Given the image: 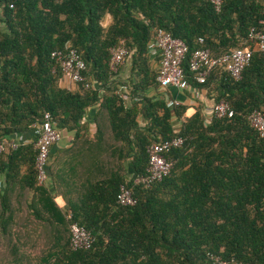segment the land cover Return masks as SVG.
<instances>
[{
  "label": "trees",
  "instance_id": "obj_1",
  "mask_svg": "<svg viewBox=\"0 0 264 264\" xmlns=\"http://www.w3.org/2000/svg\"><path fill=\"white\" fill-rule=\"evenodd\" d=\"M107 15L113 20L108 29L102 25ZM160 29L188 46L183 68L190 89L208 90L215 104L229 103L233 117L209 121L199 110L177 131L173 122L182 119L184 106L144 98L124 110L119 96L103 95L119 145L117 169L110 167L115 160L104 159L84 200L63 214L54 205V217L24 215L7 223L1 216L0 264H213L212 256L264 264V137L249 120L254 111L264 112V54L254 53L240 80L218 67L200 84L189 69L197 50L222 56L249 46V32L264 30V0H223L219 11L209 0H0V142L31 131L45 113L57 130L70 121L78 125L102 90H114L111 49L125 40L126 60L147 64ZM57 50L78 52L90 88L60 86L63 73L51 58ZM158 74L147 84L158 83ZM139 114L148 120L144 128ZM176 137L186 142L167 154L171 173L150 187L135 184L147 171L148 148ZM26 149L3 155L0 172H7L6 156ZM31 152L30 181L39 186L37 152ZM121 185L132 189L136 206L117 203ZM74 222L93 236L91 249L71 248ZM40 240L46 247L38 261L31 251Z\"/></svg>",
  "mask_w": 264,
  "mask_h": 264
},
{
  "label": "crops",
  "instance_id": "obj_2",
  "mask_svg": "<svg viewBox=\"0 0 264 264\" xmlns=\"http://www.w3.org/2000/svg\"><path fill=\"white\" fill-rule=\"evenodd\" d=\"M111 15H107L102 25L108 29L112 25ZM256 50V48H255ZM135 64L130 58L120 67L117 78L112 85V91L102 90L99 101L87 107L86 112L78 125L71 121L67 128L58 129L60 140L51 151L48 165V179L43 186L31 185V163L34 156L36 134L31 131L16 134L11 140L18 144V148H27L20 155L16 153L6 156L9 163L7 172H0V217H7V223L19 219L21 216L47 217L56 216L54 205L63 214L70 204L83 201L86 195L89 180L94 182L99 175V166L104 159L115 160L110 167H118L117 156L119 145L109 121V115L103 105V95L119 96L123 102L124 110L132 109L144 99L154 102H165L169 107H186L182 119H174L177 131L181 129L182 122L192 117L197 111L207 115L208 120L213 117L210 109L215 105L213 95L208 90L194 91L179 90L174 87L163 88L159 83L147 84L148 78L159 70L160 57L154 50L151 41L147 64ZM144 85V86H143ZM60 86L71 92L81 91V85L69 79L62 78ZM163 115V110H159ZM137 122L141 128L148 124L143 114H139ZM106 145V146H105ZM10 152V151H9ZM2 202L6 204L5 213ZM4 213V214H3ZM11 219V221H10ZM10 221V222H9ZM33 227L40 224L35 223Z\"/></svg>",
  "mask_w": 264,
  "mask_h": 264
},
{
  "label": "built area",
  "instance_id": "obj_3",
  "mask_svg": "<svg viewBox=\"0 0 264 264\" xmlns=\"http://www.w3.org/2000/svg\"><path fill=\"white\" fill-rule=\"evenodd\" d=\"M216 8L220 10L223 0H209ZM249 46L244 49H237L222 56H215L208 49H200L192 54L189 69L195 74L198 83L203 84L210 77L214 69L222 67L231 74L235 79L240 80L244 69L250 64L254 53L264 54V30L252 29L248 35ZM202 41V40H201ZM157 55L160 57L159 74L157 81L163 88L174 87L179 90L190 89V84L186 78L183 68L184 61L189 51L188 46L181 39L174 38L170 33L164 30H157L154 33L152 41ZM256 48V50H255ZM129 48L125 40H121L114 48L111 49V59L109 68L112 74H117L120 67L125 63L129 56ZM54 61L55 70L60 69L63 77L76 84H84L85 88H90L83 72L86 70V64L76 50H57L51 54ZM212 116L217 118L233 117L234 112L229 103L221 102L211 107ZM249 120L251 126L264 137V112L261 110L254 111ZM36 134L35 149L36 156V173L39 186H43L48 179V165L50 163L52 147L59 142L60 133L53 124V117L50 113H45L40 123L33 125ZM186 142L184 137H176L164 142L152 144L148 148V168L144 175L138 176L134 183L152 186L154 183L162 181L168 176L174 166L172 159L167 157L173 149L182 147ZM18 148V144L11 141L0 142V160L3 155L9 151ZM139 200L133 193L132 189L126 185H121L117 203L124 207H133L138 204ZM72 219V213L67 216ZM71 248L74 251L89 250L93 246L94 238L91 233L80 226L78 223H71ZM213 264H244L234 259L228 261L220 256H212Z\"/></svg>",
  "mask_w": 264,
  "mask_h": 264
},
{
  "label": "rangeland",
  "instance_id": "obj_4",
  "mask_svg": "<svg viewBox=\"0 0 264 264\" xmlns=\"http://www.w3.org/2000/svg\"><path fill=\"white\" fill-rule=\"evenodd\" d=\"M39 242H40V243L38 244V246L35 247L37 250H35L34 252L31 251L32 254H33L34 259H36V260H38V261H39V257H38L39 253H38V252H39L43 247H46L45 244H44V242H45L44 240H40ZM32 243H33V242H32ZM38 250H39V251H38ZM50 250H52V246L48 248V251H50ZM52 260H53V258L49 259V262L52 263Z\"/></svg>",
  "mask_w": 264,
  "mask_h": 264
}]
</instances>
